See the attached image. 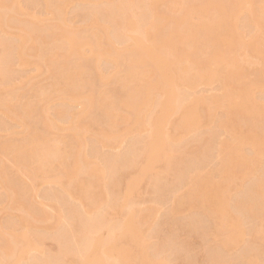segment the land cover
<instances>
[{"label": "bare ground", "instance_id": "1", "mask_svg": "<svg viewBox=\"0 0 264 264\" xmlns=\"http://www.w3.org/2000/svg\"><path fill=\"white\" fill-rule=\"evenodd\" d=\"M39 1L59 17L69 5H78L85 24L73 27L59 20L51 28H41L37 16L29 23L21 18L27 8L19 0H0V24L13 22L18 30L12 44L0 51V113L12 116L30 134L26 142L13 144L16 155L28 160L18 174L34 180L49 159L68 164L61 175L67 176L69 187L47 202L57 209L60 221L74 226L68 224L56 236V254L28 256L27 264H169L164 257L181 255L188 264H264V233L257 225L264 223V150L260 147L264 146V97L254 95L255 90L264 93V0ZM201 14L206 22L192 21ZM37 31L51 34L56 46L36 56L45 62L53 54L64 60L48 71L60 76L57 85L68 86V102L61 103L66 107L57 110L58 120L66 122L70 132L62 141L65 149L49 139L26 147L35 139L32 120L46 124L47 119L35 105L22 110L26 118L14 109L20 97L12 66L29 61L28 43L36 49L44 42L45 37L35 36ZM130 34L137 38L135 44L129 43ZM240 51L258 65L248 84L245 65L250 62L241 58ZM101 63L111 72L104 73ZM175 67L180 69L175 72ZM95 81L106 86L89 87ZM210 81L219 84V95L206 99L190 92L196 84ZM41 93L36 94L40 100L45 98ZM75 104L81 107L77 112L71 110ZM235 123L240 125L239 133ZM205 124L215 125L209 129L205 148L192 145L198 140L177 138ZM145 125L150 128L147 132ZM218 132L232 141L217 145ZM123 142L126 148L121 154H100L101 148ZM11 144L0 146L6 151ZM216 157L220 164L204 174ZM158 160L164 164L156 172ZM247 174L253 176L244 181ZM21 177L13 178L5 167L0 168L5 199L25 207L28 188ZM233 183L238 185L234 198L228 192ZM146 184L157 193L159 204L164 205L170 194L177 199L153 224L155 229H142L152 210L145 214L132 200L136 186ZM78 190L90 195L82 199L86 203L74 200ZM185 206L193 212L179 222L177 215ZM38 213L44 217L42 210ZM29 219L20 217L18 223L25 226ZM1 229L0 264H23L28 251L40 250L26 231L12 228L5 234ZM162 230L166 231L160 237L163 244L154 247L146 236ZM181 231H185L183 238ZM249 234L251 242L230 254L236 244L247 243L244 237ZM208 237L211 246L206 245ZM193 241H199L198 246ZM164 247L169 251L166 256Z\"/></svg>", "mask_w": 264, "mask_h": 264}, {"label": "rangeland", "instance_id": "2", "mask_svg": "<svg viewBox=\"0 0 264 264\" xmlns=\"http://www.w3.org/2000/svg\"><path fill=\"white\" fill-rule=\"evenodd\" d=\"M22 5H25L27 8L26 14L21 15V18H23L26 23L31 22L34 17L33 15L37 16V19L39 20V24L42 27L45 28H51L52 26H55L59 20L65 21L66 24L73 26V27H82L85 24L84 19L81 17V8L78 5H69V9L67 10L66 14H62L60 17L58 15L53 14V8L46 9V7L39 1L35 0L33 4H24L22 0H19ZM162 1V0H161ZM163 6L160 5V8ZM52 12V13H51ZM8 14L12 15L13 12L7 11ZM56 14V12H55ZM192 21L195 23H204L206 22V17L204 14H201V16L197 17L193 16ZM187 26V25H186ZM18 33V30L13 22L10 23V25L4 23L0 24V51L4 46H10L13 42V38ZM40 31H37L35 33V36H43L45 37L44 42L36 49H33L31 44L28 43L25 48V53L27 57L29 58V61L23 64V66L18 65L15 63L12 66V76H13V84L17 86L16 94L18 95V98L20 97V100L18 103H16V106H14V109L19 113L20 116L25 117V115L22 113V110H26L27 108L35 105L39 107V109L43 112L45 115V118L47 119V123L43 124L38 121L37 118H34L32 120V130L35 131V139L33 140L34 143L27 144L26 147H37L39 143L37 140L40 139H49L51 141H54V144L59 146L60 149H65L66 146L62 143L64 138H67V136L70 134L69 130L67 129L66 122H62L58 120L57 117V110L58 109H64L66 106L65 104H61L62 102H68L66 101V91L68 86H61L57 85L58 81L60 80V76H56L51 72L48 71L49 66H52L53 64L57 63H63L64 60L58 56V55H51L49 59L45 62L42 58L37 57V53H43L44 51H48L49 49L56 46L55 42L53 41V37L51 34L43 33ZM134 35L130 34L129 43L131 44L134 42L136 43L137 38H134ZM261 40L264 41V35L261 37ZM241 58L245 61L248 60L250 63H247L245 67H247V74H246V82H252L254 80V72L253 70L258 68V65L256 66V60L251 59L248 57L243 51L239 52ZM246 62V61H245ZM104 64H100V68L103 69L104 73H110L111 69L106 68L103 66ZM179 66V65H178ZM180 67V66H179ZM175 67L174 71H178L180 68ZM119 73L123 75L122 68H120ZM264 75V73L262 74ZM56 85V86H55ZM106 86V82H97L95 81L92 85H89V87L98 88ZM116 87H120V84H113ZM60 88V92H55V88ZM115 87V88H116ZM42 92L41 94H45V98L40 100L39 97H36V94L39 92ZM246 88L244 85H242L240 93L244 94L246 92ZM192 94H200L206 99L211 98L212 96H217L221 93L220 86L216 82H201L196 84L191 88L190 91ZM254 95L256 97L262 98L264 97V93H261L258 90L254 91ZM17 98V99H18ZM72 106V105H71ZM81 109V107L77 104L73 105L71 110L74 112H77ZM120 113L127 114L126 111H120L117 110ZM218 115H220V112H216ZM26 118V117H25ZM174 121L178 119V116H175L172 118ZM0 145L4 144L6 142H12V144L9 146L8 150L4 151L2 146H0V168L3 166L6 168V170L10 173V176L13 178L21 177L18 172L22 170V168L25 166V164H28V160L25 156H17L15 151L16 147L13 145L15 142H26L30 138V134L27 132V130L20 125L16 124L15 121H13V117H6L1 115L0 113ZM105 127V124H101ZM149 125V124H148ZM148 125H145L146 128H143L145 132L149 130L150 128H147ZM215 126L214 124H205L204 127H200L197 131L194 132H184L181 136L177 137L181 140H189L190 142L193 140H198V142H192L193 146H199L201 149L205 148L208 144V139L210 137V131L209 129L211 127ZM235 130L236 133H239L240 125L235 123ZM147 129V130H146ZM241 129V128H240ZM13 131V133H10ZM149 133V132H148ZM137 135L145 136L146 133L144 132H138ZM230 136H227L223 132L217 133L216 138V144L221 145L225 141H232V139L229 138ZM112 147V148H111ZM264 150V146H260ZM126 148V143L123 142L119 146H111L108 145L104 148H101L100 154H121L124 152ZM68 149V148H67ZM27 150V149H26ZM220 157H216L214 161L204 170V174H206L213 166L220 164ZM264 161V160H263ZM50 163H47L48 166L45 165V163L42 164L40 171L37 174V178L34 180H30L25 177H21L23 179V182L26 184L28 188V201L27 205L25 207H20L16 204H9L7 200L5 199V192L2 189L0 185V227L1 230L7 234L9 233L12 228H16L15 230L19 232H27L32 237V243L37 244L40 248L39 251L37 250H30L28 251V254L23 258V264H27V257L28 256H37L38 258H42L45 254L54 255L57 253L58 249V242L56 239V236L67 229V225L70 224V227L72 228L74 226V223L70 221H60L61 217L59 214L56 213L57 209L52 206V203H48L47 201L49 198H54L56 196L61 195L62 189L69 187L67 184V176H62L61 174L64 171V168L67 167L66 164H60L59 162L53 161L52 159H49ZM164 162L161 160H158L154 164V168L156 172H159L163 169ZM23 166V167H22ZM20 168V171H19ZM252 174H247L244 177V181L247 179L252 178ZM241 184L244 181L238 180ZM69 182V181H68ZM215 182H217L216 179L213 180V184L215 185ZM99 188L94 190V192H97ZM184 189V188H183ZM238 191V185H235V183L231 184L228 187V192L231 194V196L234 198ZM93 192V193H94ZM74 200L77 201L78 199H87L90 197V195L87 193H84L82 191H76L74 194ZM157 193L154 192L153 188L151 186L147 185H139L136 186L132 200L137 204V208L141 209V212L147 214L149 210H152V215L149 219V221L146 223V226L142 229L153 227V224H155L158 220L162 219L164 216V212L172 208V206L175 203V200L177 199L173 198V196L168 195L165 204H159L157 203ZM86 197V198H85ZM73 201V202H75ZM85 202L86 201H82ZM79 204V203H78ZM52 206V207H51ZM42 210L44 212V217L39 218L38 210ZM83 210V209H82ZM86 210H90L87 208ZM193 212V209L190 207H184L183 210L177 215V219L179 222L183 221L187 216H189ZM112 217H116V212L112 211ZM202 215V214H201ZM64 216V215H63ZM204 217H207L208 215H205L203 213ZM20 217H27L29 219V224H19L18 219ZM67 218V217H66ZM247 222V221H246ZM57 223H61L59 227L55 230ZM248 223V222H247ZM262 233H264V223H258L257 224ZM246 227L249 226V224L245 225ZM55 230L54 232L50 230ZM155 229V227H153ZM161 233H151L150 236H146L147 240L153 241L152 244L154 247H160L163 244V233L166 231L162 230ZM55 233L53 237L52 234ZM180 236L183 238L185 236V231L180 232ZM162 237V238H160ZM160 238V239H159ZM251 236L245 235L244 240L246 242H240L233 246V250L230 252V254L234 255L239 253L243 247L248 244V242H251ZM206 245L211 246L212 239L211 237H208L206 240ZM195 245L198 246L199 241H193ZM20 246L21 242L19 243ZM196 246V247H197ZM163 255L166 256L169 254V251L166 247L163 248ZM43 253V255H41ZM199 257H201V253L197 254ZM162 257V256H161ZM30 258V257H29ZM166 261L169 262V264H188L187 260L184 256H179L178 258H172L169 259L167 257H164ZM10 261V260H9ZM11 262V261H10Z\"/></svg>", "mask_w": 264, "mask_h": 264}]
</instances>
